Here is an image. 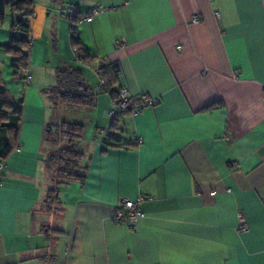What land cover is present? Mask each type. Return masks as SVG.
Masks as SVG:
<instances>
[{
	"label": "crops",
	"instance_id": "obj_1",
	"mask_svg": "<svg viewBox=\"0 0 264 264\" xmlns=\"http://www.w3.org/2000/svg\"><path fill=\"white\" fill-rule=\"evenodd\" d=\"M68 7L104 9L73 28ZM11 22L7 8L0 84L23 105L0 128V151L13 144L0 264H264V0H33L29 82L4 48ZM115 63L117 90L158 102L120 115L111 138L115 99L97 69ZM64 68L82 72L90 105L51 97ZM63 123L83 126L84 179L57 184L47 158L67 146ZM140 195L145 217L115 222L118 202Z\"/></svg>",
	"mask_w": 264,
	"mask_h": 264
},
{
	"label": "trees",
	"instance_id": "obj_2",
	"mask_svg": "<svg viewBox=\"0 0 264 264\" xmlns=\"http://www.w3.org/2000/svg\"><path fill=\"white\" fill-rule=\"evenodd\" d=\"M9 8L12 16L10 28L12 30L9 43L4 45L5 50L12 55V67L14 69L15 78H25L28 72L30 45L27 41V35L30 30V19L33 15V0H0V24L5 20L6 9ZM74 28V25H73ZM71 43L80 57L84 60L88 59V54L84 49L80 39L76 36L71 37ZM101 79L104 81L103 86L114 99H117L119 90L116 88L117 72L119 64H111L106 66L101 64L97 69ZM51 97L59 99L61 102L73 107H85L91 104L92 94L86 86L82 72L79 69H60L57 71V84L50 89ZM23 100L14 98L8 89L0 84V128L6 126L11 115H17L20 121V113L22 111ZM211 105L209 108H214ZM129 112L123 110L117 112L112 117L111 129L108 137L116 135V119ZM19 124V123H18ZM19 132V125L14 126L13 133L15 138ZM83 132V126L78 123H63L60 127L61 138L67 140V146L62 148L56 154H51L47 158L49 164L56 166L57 184L72 180H83L84 174L80 167V159L82 152L74 147V141L80 138ZM115 132V133H114ZM137 141V140H136ZM136 144L138 142H135ZM13 149L12 143H6L0 151V159L5 158ZM55 191L48 192L46 202L55 200Z\"/></svg>",
	"mask_w": 264,
	"mask_h": 264
},
{
	"label": "built area",
	"instance_id": "obj_3",
	"mask_svg": "<svg viewBox=\"0 0 264 264\" xmlns=\"http://www.w3.org/2000/svg\"><path fill=\"white\" fill-rule=\"evenodd\" d=\"M104 8L103 7H93L89 11L85 13H78L76 7H68L66 9V14L71 19V24L75 25L76 21H84L90 22L93 18L98 15ZM194 23L199 21L198 16H194ZM32 37L30 34L27 35L28 44L31 45ZM181 48V47H179ZM28 53H30V47L28 49ZM25 81L29 82L31 79V75L26 72L25 73ZM100 85L104 86L105 83L103 80L100 81ZM158 102L157 98H151L147 95H141L139 97H132L129 95V92L126 88H120L117 99H115L113 106L110 111V117L112 118L117 112L128 110L131 113H137L141 109L154 105ZM5 161L0 159V181L3 175V170L5 168ZM145 197L144 195H140L135 199L130 198H122L113 213V220L117 223H127L130 226H134L138 220L145 217V213L143 211L142 205ZM238 219H239V230L244 232L248 230V224L246 222V218L244 216L243 211H238Z\"/></svg>",
	"mask_w": 264,
	"mask_h": 264
}]
</instances>
